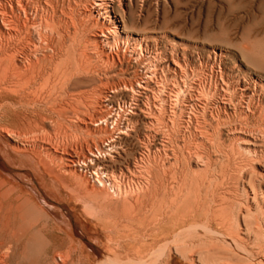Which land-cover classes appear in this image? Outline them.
Masks as SVG:
<instances>
[{"label":"rangeland","instance_id":"374dc122","mask_svg":"<svg viewBox=\"0 0 264 264\" xmlns=\"http://www.w3.org/2000/svg\"><path fill=\"white\" fill-rule=\"evenodd\" d=\"M86 1L88 3H91L92 5V3L96 0ZM87 2H85V0H80V2H78L79 7L77 6V11L80 12V20L77 26V30L74 31L70 27V31H67L62 36L64 38H61L58 43V45L60 44L59 46H61L60 49L53 51L52 59L56 62L54 63V61L52 60L53 63L51 62L49 65L52 69L55 66V68H57L56 70L58 71V74L62 71L64 72L66 80L63 84L62 91L53 87L51 89V93L45 98H42L41 101V98L39 99V102H37V100V103H34L35 105L30 104L28 106V103H26V101H20V104L18 105L19 109L17 113L14 114L15 116L7 115L4 117L3 121H1L4 129L6 127V129L13 132L11 138L13 140H16L15 142L18 143L20 148L23 149L21 150V152L26 155L19 156V154L12 149L11 145H8L4 139L0 138V156H2V151L4 152L5 150H8V152L10 153L9 159L14 162L9 166L11 169H13V172H2V174L6 177V179L10 181V184L20 187L28 194H30L32 200L35 203V207L38 210L44 211L50 220L48 229L45 234L46 241L43 245L45 246V248L42 247L40 249L37 264H54L53 260L51 259L54 258L55 261L54 256H59L63 253H67V264H87L88 259L91 260L93 264H100L102 260L104 261L107 257H109L117 264H192L193 261V264H204L205 262V264H213L214 261V264H218L219 262L221 264H225L226 260L227 264L229 262L231 264H250L251 260V264H264V220H261L264 218V211L262 210L264 208V200L262 201V199H264V196H262L264 195V72L255 68L256 66L253 67V65L248 61V59L250 58L264 64V0H116L115 14L117 15V19L120 20V27L124 28L126 33L136 35L137 39H133L132 37L127 39L125 37H120L117 34L108 35L110 37L107 40V42L109 41L107 43V46H105L106 44H104L103 41H100V39L102 40V38H99L101 30L100 28H102L104 25L107 26V23L99 17L95 18V16H89L87 11L90 9L91 5ZM105 26L103 29H105ZM96 32L97 34H99L97 35ZM91 34L92 37L90 36ZM93 35L96 37H94ZM90 38L92 39V41ZM121 38L122 40H120ZM95 40H98L99 42H95ZM64 41L66 42V44ZM93 41L97 44L90 43ZM135 41H137L138 44ZM102 43L106 48L103 47ZM110 43L111 45H109ZM126 44H128L129 46ZM92 45H98L99 47L94 46V48H92ZM82 48L83 51L87 48V52H84V55L83 52H81ZM90 49H92L95 54H93ZM79 50L81 51L79 52ZM131 50L133 53L131 52ZM58 51L60 53L62 52V54L58 55ZM42 53L49 55L50 53L52 54V51L48 49L43 52L41 50L38 51L39 56ZM87 54H92V60L90 59L91 56L88 58ZM223 54L225 55L223 56ZM56 55L57 58H59L58 60L57 58H55ZM102 55L104 57H102ZM107 57H109L108 59L110 60H108ZM99 58L101 61H103L104 59V61L99 62ZM114 61L115 63H113ZM79 62L83 64L85 63L84 65L81 64L83 67L78 64ZM109 62L110 64H108ZM101 63L103 64L101 65ZM95 65H97L98 67H96ZM106 66H109L110 68ZM93 69H95V71ZM103 71L105 74L103 73ZM72 72L74 74H72ZM95 74L97 77L95 76ZM259 77L262 79L261 81H259ZM238 80L239 82H237ZM68 82L71 83L68 84ZM164 82L166 85L164 84ZM235 82L237 83L235 84ZM162 84H164V86ZM183 84H185V87L190 86L191 84L192 86L189 87V90L188 88H183ZM247 84L250 88H248V93L250 92V97H252L253 95L252 98L241 96L245 92L243 89L248 87ZM160 85L163 86L161 87V90ZM175 85L176 88H174ZM194 85L199 87L200 89H198ZM164 87L167 90L164 89ZM177 87L179 88V95L177 94L176 97V91L178 90ZM181 87L182 90L185 89V91L181 90L180 92ZM195 88L197 89V92ZM192 89L195 90V95L193 92L194 90ZM205 89L206 92L208 91V93L205 92L206 94L203 92ZM95 90L98 91L95 92ZM259 90H261V92ZM65 91L70 92V94L66 93ZM190 91H192V94ZM221 92H224V95ZM100 93L102 95H100ZM184 93L187 94L185 95ZM199 93L201 96H199ZM201 93L204 94L205 97H209L205 99V97ZM164 94H166V96ZM63 98L67 99L68 101H63ZM179 98L180 100H178ZM236 98H239V100H237ZM46 99L49 101V103H47L48 101ZM163 99L164 101L162 102ZM220 99L221 101L227 100V105H225L224 109L217 110V105H219ZM160 100L162 103L160 102ZM195 101L197 102L195 103ZM64 102H67V104H63ZM185 102L188 105H185ZM61 103L64 105V107ZM173 103L175 105L177 104V107L174 106ZM203 103L206 104L203 106ZM22 104L24 106H22ZM195 104H197L196 107ZM60 106L62 107L61 109L58 108ZM210 106L211 108L214 106V108L211 109ZM228 106L232 107L230 108ZM144 107H146L147 109ZM246 107L250 109L248 110ZM210 109L212 111H210ZM57 110L59 111V113ZM150 110H152L151 113ZM176 110L178 111V113H175ZM192 110L197 113H192ZM165 112L168 114H166ZM169 112L171 114H175L176 116L171 115ZM213 112L216 114H214ZM226 112L228 116L226 115ZM25 114L28 116H26ZM116 114H118L119 116L121 115V119L117 117L121 122L116 119ZM224 114L228 118L224 117ZM20 115L21 118H19ZM41 117H46V120L42 119V121ZM176 117L178 118L176 119ZM193 117H196V119ZM208 117H213V120H209L210 118ZM218 117H220L221 119ZM100 118H106V120L102 122ZM111 118L114 121H112ZM123 118L124 120H122ZM156 118L158 121H156ZM167 118H170V120H168ZM187 118H189L191 122L188 121ZM197 119H200L201 121L199 120L198 122L196 121ZM206 119L209 121H207ZM227 119H229V121H227ZM39 120L40 122L45 121V123H39ZM116 120L117 124L115 125ZM177 121L182 123H178ZM106 122H108V124ZM118 122H120L119 125ZM170 122L172 125L169 124ZM202 122H206L205 125H203ZM192 123L194 124L191 125ZM199 123H202L201 127ZM182 124L185 125L183 126ZM186 125H191V128L189 127L188 130V127H186ZM197 125L198 127H195ZM205 127L209 131L206 130ZM228 128H230V130H228ZM163 129L165 131H162ZM179 129H181V132L179 131ZM198 129L201 130V132L196 131ZM233 130L234 132H232ZM211 131L215 136H212L213 133ZM227 131L232 133L230 134ZM175 132L177 135L174 134ZM202 132L203 134H200ZM237 132L239 135L237 134ZM195 134H197V136ZM227 134H229L230 136L228 135L227 137ZM255 134L257 137L255 136ZM192 135L196 136L197 139ZM204 135H206V139ZM201 136H203V138H201ZM234 136L237 138H235ZM251 136L254 138L251 139ZM164 137L166 138V141H163L165 140ZM246 137L248 138V140H251V144H242V147H239L238 144H240V139H242V143L243 139H247ZM11 138L10 142L13 143V140ZM176 138H179L177 139L178 141L175 140ZM208 138L210 141L208 140ZM238 139L239 142L237 141ZM255 139L257 142L254 141ZM196 140L199 141V144ZM108 142H114L112 144L113 148L111 150L109 146H106ZM163 142L170 143L167 144ZM190 142L193 144H191L192 147L189 146ZM195 142L196 145L194 144ZM207 142L208 144H206ZM200 143L202 145L204 143V148ZM197 145H201V148ZM160 146L162 148H160ZM195 146L198 148H196ZM234 146L236 147L234 148ZM244 146L248 147L249 150L251 149V153L254 152L252 150L256 148L257 150H255L254 153L258 151L256 153L258 155H256L255 157V154H251L249 150L246 155L247 151L243 149ZM190 148L192 149V151L190 150ZM193 148L198 152H196ZM205 148L207 149V152ZM96 149H99L100 151L98 150L97 152ZM162 149L165 150V152L162 151ZM201 149L204 151H201ZM259 149L261 152L259 151ZM103 150L106 151L104 152ZM169 151L171 152V154ZM186 151H188L189 153H185ZM230 151L232 152L230 153ZM91 152H93L95 156L91 155ZM175 152L177 153L175 155H178L177 157L174 155L175 159L177 158V162L174 161V158H172V153ZM197 153L199 156H206V158L205 156H201L202 159L200 157L199 163L202 162L204 158L206 160H204L202 163H211L209 167L210 169L208 168L207 172L202 175L203 179L201 177L199 180H197L193 173L199 170L197 168L201 167L200 169H203L204 167H198L197 165L196 168V159H199V157L196 158L198 156ZM96 154L99 157L97 156L96 158ZM189 154L192 156H189ZM207 154H209L210 156ZM248 154L249 156L251 154L252 157H249ZM168 156L171 157L169 158ZM88 157L93 158V161H89ZM164 157H167L166 159L169 161H166ZM86 158H88V160ZM188 159H191V161L189 162ZM96 160L98 163L96 162ZM212 161L214 163H212ZM85 162L87 164H85ZM163 162L165 165L163 164ZM167 164L171 166H168ZM102 166L104 168H102ZM100 167L102 168V171H105L108 174V176L110 174V178L112 176L111 179L115 180L122 186H128L129 188L131 187L130 189H137L139 185H147V188L145 187L140 192L135 191L136 193L134 192V196H141L143 193H146L154 178L156 179V181H158V184L156 182V187L159 189L157 190V188H155L154 191L150 193L152 194V196L148 193L144 197V199H140V202L136 204L137 206L134 205L133 202H131L132 204L130 205L127 204L126 208L128 207L127 209L129 211H127L129 213L125 212L126 210L123 211V207L121 205L123 203V201H121L123 200V198L112 197L108 193V190L105 189V187L101 188V186L96 185L97 174L95 173L97 168ZM168 168L172 171H168ZM193 169H195L194 172ZM161 171L162 173L165 172V174H161ZM28 173L32 175L33 180ZM249 174H253L251 175V178H249ZM167 177L171 178L170 181ZM245 178H248L249 181ZM253 178L256 179L254 180ZM257 179L262 180L263 182L260 181V183H257L259 182L257 181ZM147 180L151 181H148L147 183ZM229 180H231V182ZM160 181H163L162 183L166 185V188H164V190L163 188H160ZM173 182H175L176 184L178 183L177 186L174 185L175 183ZM170 183H173V185L171 186ZM202 183L203 185L205 184L204 186H202L203 189L201 188ZM246 183L249 185L246 186ZM243 184L245 186H243ZM168 185L170 188L169 191ZM97 186H99L100 191ZM253 187H255V191ZM233 189L237 191H234ZM238 190H240L241 192ZM259 191L261 192V195ZM218 192L220 193L218 194ZM153 194H155V196ZM133 195L132 197H134ZM148 195H150L153 199ZM181 195L182 199L180 197ZM146 197H149L148 200ZM116 200L118 201L116 202ZM152 200H154L153 203ZM176 200H178V202H176ZM215 200H217V203ZM160 201H162V204L165 203L166 205H169V207H173L172 209L175 208V203L176 205H179V209L177 211H174L175 209L171 211L172 213H168L167 211L169 215H165L169 217L165 216L166 221L161 225ZM240 201L242 203H240ZM198 202L199 206H201L200 208L198 205V207L196 206ZM144 204H146V206ZM139 205H141L143 208H140ZM215 205L219 208L222 206L221 208L223 209V211H221V213L218 214L215 219H212L210 211L216 208ZM156 206L157 208H159V211H157L158 209H156ZM254 206H256V209ZM137 207L140 209V211ZM246 208L248 210L251 209L250 211L252 213L250 214V212H248ZM238 209L240 210V212H238L237 214V211H239ZM254 211L256 213H254ZM232 216L236 218H233ZM245 217L247 218L245 219ZM255 219L257 220L255 221ZM182 220L184 221L182 222ZM236 221L238 224L235 223ZM225 222L226 224H224ZM239 222L241 224H239ZM151 224L153 226H149ZM155 225H158L159 228ZM194 225H196L195 228H192L194 227ZM197 225H205V227L199 228ZM223 225L224 228H226V231H223L225 230L222 228ZM59 226H61V228ZM149 227L151 229H149ZM154 228H157V230ZM227 228L230 232H227ZM38 229L39 226L36 228V230ZM202 229H206V231L208 230L211 235L213 234V236H211L208 231L206 232ZM230 229L233 230L231 231ZM179 231V236L173 238V234ZM214 232H218V234L216 235L214 234ZM39 233L44 234V231H39ZM235 234L237 240L236 238H232L235 237ZM46 235H48V237ZM104 236H106V238ZM113 236L115 237L113 238ZM217 236H219L220 238H218ZM148 237L150 238L148 239ZM187 239L190 240L188 241ZM197 240L199 241L198 243ZM209 240L211 243L209 242ZM166 241H170L169 243L167 242L168 245L164 243ZM217 241L220 242L216 243ZM200 242L204 244L203 246H205L203 250L201 248L202 244ZM227 242H229V245L227 244ZM89 244L94 245V248L96 250H91ZM181 244L184 246L183 249H185L187 254L192 253L190 257L191 261L193 260L192 262L189 263L190 259L188 261L187 258L190 254L186 255L182 247L179 248ZM212 244L214 245L212 246ZM236 244L237 246H235ZM159 246L161 247L160 253L156 251ZM176 246L179 249H176ZM188 246L191 249H188L187 251ZM210 246L214 248L215 252H213V249ZM226 246L228 247V250L226 249ZM117 248H119V251H121L120 253L118 252ZM218 250H221L222 252H218ZM203 251H206L209 256L206 252L203 253L201 258L203 260L202 262V260L198 259L197 256ZM4 252L6 255L4 254ZM7 252L9 255L7 254ZM11 252L12 251L10 250H0V254H4L2 256L0 255V261L1 263L3 262L2 264H25V262L19 259L17 255L13 257ZM245 252L247 254H245ZM129 254L131 257L129 256ZM182 254H184L185 257ZM212 255H214L215 257L217 256V258H213ZM224 255H226V257ZM231 255L233 257H231ZM5 256L9 257L5 258ZM149 256L153 259H151ZM200 257L201 255L199 256V258ZM122 258L125 260H123ZM142 258L144 259L142 260ZM209 258H211L212 260ZM199 260L202 263H200ZM216 261L219 262L216 263ZM247 261H249V263ZM55 263L59 264L60 261L56 259Z\"/></svg>","mask_w":264,"mask_h":264},{"label":"bare ground","instance_id":"6f19581e","mask_svg":"<svg viewBox=\"0 0 264 264\" xmlns=\"http://www.w3.org/2000/svg\"><path fill=\"white\" fill-rule=\"evenodd\" d=\"M84 1V0H83ZM94 1V0H93ZM78 2H80V0H0V138L1 139H4L6 142H7V144L8 145H11V147H12V149L16 152V153H18L19 154V156L21 155H24V156H26L25 154H23L22 152H21V150H23L22 148H20V146L18 145V143H16L15 141L16 140H13L12 138H11V135H12V133L13 132H11V130H8V129H6V127H5V129L3 128V126H2V122L1 121H3V119H4V117L5 116H7V115H12V116H15L14 114H16L17 113V111H18V105L20 104V101H26V103H28V106L30 105V104H33V105H35L34 103L37 101V102H39V99H40V101L42 100V98H45L46 96H48L50 93H51V89L53 88V87H55V88H57V89H59V90H61L62 91V89H63V84H64V82H65V80H66V77H65V74H64V72L62 71L61 73H59L58 74V71L56 70L57 68H55V66L53 67V69L49 66L50 65V63L52 62V58H53V51H56V50H59L60 49V47L61 46H59L58 45V43H59V40L61 39V38H64V37H62L67 31L69 32L70 30H69V28L71 27L74 31H76L77 30V26H78V24H79V15H80V12L79 11H77V6H78ZM85 2H87L86 0H85ZM91 2V1H90ZM115 2H116V0H96V1H94L93 3H92V5H91V3H88V4H90L91 5V7H90V9L87 11L88 12V14H89V16L90 15H92V16H95V18L96 17H99V18H101L104 22H106L107 23V26H105V29H103L104 28V26L102 27V28H100L101 30H100V34H99V38H102V40L100 39V41H103V43L104 44H106L105 46H107V43L109 42H107V40H108V38L110 37V36H108V35H113V34H117L118 36H120V37H125V38H130V37H132L133 39H137V37H136V35H133V34H130V33H126L125 32V29L124 28H122V27H120V20H118L117 19V15L115 14L116 12H115ZM86 4V3H85ZM79 7V6H78ZM81 7V6H80ZM83 7V6H82ZM79 9H81V8H79ZM78 9V10H79ZM88 9V8H87ZM83 10H84V8H83ZM85 12V11H84ZM84 12H82V13H84ZM86 14V13H85ZM88 16V15H87ZM120 16V15H119ZM81 17V16H80ZM89 19V18H88ZM82 20V19H81ZM92 20V19H91ZM94 20V19H93ZM90 22V21H89ZM96 22V21H95ZM94 23V22H93ZM82 24V23H81ZM90 24V23H89ZM96 24V23H95ZM94 25V24H93ZM123 25H125V24H123ZM91 26V25H90ZM95 26V25H94ZM88 28V27H87ZM86 28V29H87ZM93 30V29H92ZM96 31H97V29H96ZM80 32V31H79ZM73 33V32H72ZM70 34V33H69ZM96 34H97V32H96ZM95 34V35H96ZM97 34V35H98ZM91 37H92V34L90 35ZM94 36V35H93ZM133 36H135V37H133ZM142 36V35H141ZM94 37H96V36H94ZM117 37V36H116ZM143 37V36H142ZM112 38H113V36H112ZM148 38V37H147ZM78 39V38H77ZM91 39V38H90ZM144 39V38H143ZM65 40V39H64ZM69 40V39H68ZM86 40V39H85ZM120 40H122V38L120 39ZM72 41V40H71ZM88 41V40H87ZM90 41V40H89ZM91 41H92V39H91ZM98 40H95V42H97ZM143 41V40H142ZM147 41H149V40H147ZM63 42V41H62ZM65 42V41H64ZM94 41L93 42H90V43H95ZM99 42V41H98ZM130 42V41H129ZM135 42H137V41H135ZM134 42V43H135ZM141 42V41H140ZM84 43H85V41H84ZM87 43V42H86ZM102 43V44H103ZM112 43H113V39H112ZM127 43V42H126ZM133 43V42H132ZM63 44V43H62ZM65 44H66V42H65ZM89 44V43H88ZM95 44H97V43H95ZM104 44H103V47H105L104 46ZM124 44V43H123ZM129 44V43H128ZM128 44H126V45H128ZM136 44V43H135ZM137 44H138V42H137ZM141 44V43H140ZM76 45H77V42H76ZM99 45V44H98ZM97 45V46H98ZM109 45H111V43L109 44ZM113 45V44H112ZM121 45V44H120ZM143 45V44H142ZM91 46V45H90ZM93 46V45H92ZM95 46V45H94ZM94 46L92 47V48H94ZM97 46H95V47H97ZM122 46H124V45H122ZM129 46V45H128ZM137 46V45H136ZM84 47V46H83ZM88 47H89V45H88ZM99 47V46H98ZM112 47V46H111ZM117 47V46H116ZM125 47H127V46H125ZM135 47V46H134ZM106 48V47H105ZM120 48V47H119ZM129 48V47H128ZM136 48V47H135ZM135 48H131V49H135ZM140 48V47H139ZM142 48V47H141ZM46 49H48V50H51L52 51V54L50 55H47V54H44V53H42L40 56H39V54H38V51H45ZM87 49V48H86ZM85 49V50H86ZM97 49V48H96ZM99 49V48H98ZM110 49V48H109ZM113 49H114V47H113ZM121 49V48H120ZM126 49V48H125ZM83 51V48H82V51L81 50H79V52L81 51V52H83V55H84V52H87V50L86 51ZM91 51H92V49H90ZM89 50V51H90ZM103 50V49H102ZM124 50V49H123ZM127 50V49H126ZM90 51V52H91ZM96 51V50H95ZM98 51V50H97ZM129 51V50H128ZM93 52V54H95V52L94 51H92ZM91 52V53H92ZM111 52V51H110ZM131 52H132V50H131ZM47 53V52H46ZM64 53V52H63ZM96 53H98V52H96ZM108 53V52H107ZM115 53V52H114ZM133 53V52H132ZM215 53V52H214ZM54 54H56V53H54ZM60 54H62V52L60 53L59 51H58V55H60ZM109 54V53H108ZM118 54V53H117ZM216 54V53H215ZM218 54V53H217ZM92 55V54H91ZM91 55H88L87 54V56H88V58L91 56ZM104 55V54H103ZM102 55V57H104ZM107 55V54H106ZM110 55V54H109ZM225 54H223V56H224ZM63 56V55H62ZM96 56H97V54H96ZM60 57V56H59ZM76 57V56H75ZM100 57V56H99ZM139 57V56H138ZM137 57V58H138ZM55 58H57V55L55 56ZM63 58V57H62ZM98 58V57H97ZM109 57H107V59H108ZM59 58H57V60H58ZM85 59H86V57H85ZM91 60H92V56H91V58H90ZM246 59H247V57H246ZM88 60V59H87ZM98 60H100V58L98 59ZM108 60H110V59H108ZM54 61V60H53ZM103 61H104V59H103ZM103 61H99V62H103ZM248 61L250 62V64H252L253 65V67L254 66H256L255 68H257V69H259V70H261V71H263L264 72V64H262L261 62H257V61H255V60H253V59H248ZM56 61H54V63H55ZM78 62V61H77ZM85 62V61H84ZM53 63V62H52ZM58 63V62H57ZM96 63V62H95ZM94 63V64H95ZM106 63V62H105ZM113 63H115V61L113 62ZM169 63V62H168ZM214 63V62H213ZM80 66H82L81 64H83V63H78ZM85 64V63H84ZM83 64V65H84ZM103 63H101V65H102ZM108 64H110V62L108 63ZM53 65V64H52ZM51 65V66H52ZM78 65V66H79ZM106 65V64H105ZM114 65V64H113ZM112 65V66H113ZM169 65V64H168ZM215 65V64H214ZM220 65V64H219ZM218 65V66H219ZM96 67H98L97 65H95ZM181 66V65H180ZM69 67V66H68ZM83 67V66H82ZM82 67H81V71H82ZM100 67V66H99ZM105 67V66H104ZM106 67H109V66H106ZM110 67H111V65H110ZM109 67V68H110ZM172 67V66H171ZM214 67V66H213ZM93 68H94V66H93ZM68 69V68H67ZM101 69H102V67H101ZM104 69V68H103ZM179 69V68H178ZM186 69V68H185ZM213 69V68H212ZM216 69V68H215ZM94 71H95V69H93ZM106 70V69H105ZM182 70V69H181ZM219 70V69H218ZM65 71H67V70H65ZM78 71V70H77ZM84 71V70H83ZM98 71V70H97ZM177 71V70H176ZM212 71V70H211ZM260 71V72H261ZM60 72V71H59ZM180 72V71H179ZM222 72V71H221ZM81 73V72H80ZM85 73V72H84ZM92 73V72H91ZM103 73H104V71H103ZM183 73V72H182ZM212 73V72H211ZM72 74H74L73 72H72ZM82 74V73H81ZM97 74H98V72H97ZM102 74V73H101ZM105 74V73H104ZM87 76V75H86ZM95 76H96V74H95ZM106 76V75H105ZM221 76V75H220ZM78 77V76H77ZM81 77V76H80ZM97 77V76H96ZM252 77V76H251ZM79 78V77H78ZM165 78V77H164ZM72 79V78H71ZM98 79H99V77H98ZM245 79V78H244ZM256 79V78H255ZM237 80V79H236ZM249 80V79H248ZM262 79L259 77V81H261ZM180 81V80H179ZM182 81H184V80H182ZM193 81V80H192ZM237 82H239V80L237 81ZM237 82H235V84L237 83ZM69 83H71V82H68V84ZM72 83H73V81H72ZM175 83V82H174ZM178 83V82H177ZM176 83V84H177ZM181 83V82H180ZM193 83H195V82H193ZM244 83H245V81H244ZM250 83V82H249ZM258 83V82H257ZM260 83V82H259ZM262 83V82H261ZM164 84H165V82H164ZM164 84H162L163 86H164ZM179 84V83H178ZM76 85V84H75ZM166 85V84H165ZM180 85V84H179ZM244 85V84H243ZM246 85V84H245ZM252 85V84H251ZM261 85V84H260ZM125 86V85H124ZM163 86H161L160 85V90H161V87H163ZM183 86V88H188L189 89V87L190 86H192V84L190 85V86H187V87H185V84H183L182 85ZM195 86V85H194ZM247 86H248V84H247ZM259 86V85H258ZM69 87V86H68ZM167 87V86H166ZM179 87V86H178ZM177 87V88H178ZM195 87H197V86H195ZM216 87V86H215ZM214 87V88H215ZM264 87V86H263ZM126 88V87H125ZM144 88H145V86H144ZM173 88V87H172ZM171 88V89H172ZM174 88H176V85L174 86ZM180 88V87H179ZM179 88H178V90L176 91L177 93H176V97H177V94L179 93L178 91H179ZM198 89H200L199 87H197ZM217 88V87H216ZM249 88V86L248 87H246V88H244L243 90L245 91L244 93H243V95H241V96H245V97H250V92L248 93V90L250 89H248ZM97 89V88H96ZM147 89V88H146ZM164 89H166L165 87H164ZM196 89V88H195ZM209 89V88H208ZM240 89V88H239ZM94 90V89H93ZM167 90V89H166ZM176 90V89H175ZM181 90H182V87H181V89H180V92H181ZM184 91H185V89H183ZM182 90V91H183ZM190 90V89H189ZM192 90H194V89H192ZM228 90V89H227ZM227 90H226V92H227ZM229 90H230V88H229ZM253 90V89H252ZM251 90V91H252ZM57 91V90H56ZM68 91V90H67ZM96 91H98V90H95V92ZM101 91V90H100ZM117 91V90H116ZM116 91H114V92H116ZM163 91V90H162ZM186 91H188V90H186ZM214 91V90H213ZM223 91V90H222ZM260 92H261V90H259ZM258 91V92H259ZM66 92V91H65ZM74 92V91H73ZM92 92V91H91ZM108 92V91H107ZM140 92V91H139ZM144 92V91H143ZM175 92V91H174ZM191 92V94H192V91H190ZM194 92V95H195V93L197 92V89H196V92H195V90L193 91ZM204 93L206 92V89L203 91ZM202 92V93H203ZM209 92H211V91H209ZM229 92V91H228ZM231 92V91H230ZM253 92V91H252ZM66 93H69L70 94V92H66ZM93 93V92H92ZM104 93V92H103ZM135 93V92H134ZM162 93H164V92H162ZM201 93V94H202ZM206 93H208V91L206 92ZM205 93V94H206ZM214 93V92H213ZM216 93V92H215ZM217 93H218V91H217ZM221 93H223V95H224V92H221ZM256 93V92H255ZM71 94H73V93H71ZM98 94V93H97ZM107 94V93H106ZM168 94V93H167ZM183 94V93H182ZM185 94V93H184ZM187 94V93H186ZM185 94V95H186ZM188 94H189V92H188ZM225 94H227V93H225ZM65 95V94H64ZM76 95H78V94H76ZM100 95H102L101 93H100ZM111 95H112V93H111ZM165 96H166V94H164ZM163 95V96H164ZM173 95H175V94H173ZM179 95V94H178ZM193 95V96H194ZM204 97H205V95L204 94H202ZM222 95V94H221ZM221 95H219V96H221ZM222 95V96H223ZM255 95V94H254ZM259 95V94H258ZM74 96V95H73ZM110 96V95H109ZM160 96H162V95H160ZM199 96H201L200 95V93H199ZM198 96V97H199ZM211 96H213V95H211ZM226 96V95H225ZM72 97V96H71ZM96 97V96H95ZM174 97V96H173ZM207 97H209V96H207ZM207 97H205V99L207 98ZM237 97V96H236ZM252 97H253V95H252ZM252 97H250V98H252ZM102 98V97H101ZM161 98H163V97H161ZM167 98V97H166ZM180 98H181V95H180ZM180 98L178 99V100H180ZM182 98H183V96H182ZM186 98H188V97H186ZM212 98V97H211ZM227 98V97H226ZM64 99V98H63ZM62 99V100H63ZM109 99V98H108ZM147 99H148V96H147ZM176 99V98H175ZM199 99V98H198ZM204 99V100H205ZM222 99V98H221ZM221 99H220V103H219V105H217L218 106V108H217V110L218 109H224L225 108V105H227L226 103V101L227 100H225V101H221ZM225 99V98H224ZM228 99V98H227ZM237 99V98H236ZM243 99V98H242ZM47 100V99H46ZM49 100H50V98H49ZM67 99H64L63 101H66ZM70 100V99H69ZM110 100V99H109ZM108 100V101H109ZM168 100V99H167ZM173 100V99H172ZM171 100V101H172ZM200 100V99H199ZM229 100V99H228ZM237 100H239V98L237 99ZM250 100V99H249ZM48 101V100H47ZM68 101V100H67ZM105 101V100H104ZM164 101V99L162 100V102ZM175 101H177V100H175ZM174 101V102H175ZM190 101V100H189ZM231 101V100H230ZM236 101V100H235ZM234 101V102H235ZM36 102V103H37ZM154 102V101H153ZM160 102H161V100H160ZM161 102V103H162ZM197 101H195V103H196ZM229 102V101H228ZM232 102V101H231ZM237 102H239V101H237ZM23 103V102H22ZM41 103V102H40ZM47 103H49V101L47 102ZM138 103V102H137ZM151 103V102H150ZM161 103H159V104H161ZM172 103V102H171ZM181 103H182V100H181ZM184 103V102H183ZM189 103V102H188ZM206 103H209V102H206ZM205 103V104H206ZM216 103H217V100H216ZM62 104V103H61ZM63 104H67V102L65 103H63ZM62 104V105H63ZM131 104V103H130ZM133 104V103H132ZM174 104V103H173ZM204 103H203V106L205 105ZM247 104H249V103H247ZM38 105V104H37ZM50 105V104H49ZM58 105V104H57ZM134 105H137V104H134ZM146 105V104H145ZM156 105V104H155ZM161 105H163V104H161ZM177 105V104H176ZM175 104H174V106H176ZM185 105H188L186 102H185ZM196 105L197 104H195V107H196ZM230 105V104H229ZM22 106H24L23 104H22ZM27 106V105H26ZM171 106V105H170ZM173 106V105H172ZM216 106V107H217ZM236 106V105H235ZM234 106V107H235ZM41 107V106H40ZM63 107H64V105H63ZM69 107V106H68ZM147 107V106H146ZM146 107H144V108H146ZM157 107V106H156ZM166 107V106H165ZM177 107V106H176ZM191 107V106H190ZM228 107H232V106H228ZM233 107V108H234ZM248 107V106H247ZM246 107V108H247ZM30 108V107H29ZM43 108V107H42ZM45 108V107H44ZM49 108V107H48ZM59 109H61L62 107L60 106V107H58ZM135 108V107H134ZM148 108V107H147ZM146 108V109H147ZM170 108V107H169ZM185 108V107H184ZM210 108H211V106H210ZM212 108H214V106L212 107ZM211 108V109H212ZM143 109V108H142ZM187 109H190V108H187ZM186 109V110H187ZM193 109V108H192ZM210 109V111H212ZM248 110L250 109V108H247ZM54 110V109H53ZM115 110V109H114ZM144 110V109H143ZM175 110V109H174ZM215 110V109H214ZM217 110H216V112H217ZM247 110V111H248ZM45 111H46V109H45ZM48 111V110H47ZM58 111V110H57ZM193 111V112H192ZM191 112L192 113H197V112H194V110H192ZM207 111V110H206ZM209 111V112H210ZM20 112V111H19ZM56 112V111H55ZM119 112V111H118ZM148 112V111H147ZM152 112V110H150V113ZM172 112H174V111H172ZM178 113V111L176 110L175 111V113ZM190 112V113H191ZM208 112V113H209ZM229 112V111H228ZM37 113V112H36ZM57 113V112H56ZM58 113H59V111H58ZM141 113H143V112H141ZM149 113V114H150ZM160 113V112H159ZM166 113V112H165ZM170 113V112H169ZM179 113H181V112H179ZM183 113V112H182ZM214 113V112H213ZM225 113V112H224ZM19 114V113H18ZM17 114V115H18ZM22 114V113H21ZM32 114V113H31ZM61 114V113H60ZM110 114V113H109ZM108 114V115H109ZM113 114V113H112ZM156 114V113H155ZM166 114H168V113H166ZM171 114V113H170ZM184 114V113H183ZM214 114H216V113H214ZM222 114H223V112H222ZM26 115V114H25ZM35 115V114H34ZM57 115H59V114H57ZM147 115V114H146ZM171 115H175V114H171ZM226 115L228 116V114H227V112H226ZM26 116H28V115H26ZM38 116V115H37ZM43 116V115H42ZM104 116V115H103ZM102 116V117H103ZM113 116V115H112ZM114 116H115V114H114ZM121 116V115H120ZM120 116L118 115V114H116V119H118L117 117H119L120 118ZM123 116V115H122ZM166 116V115H165ZM170 116V115H169ZM176 116V115H175ZM185 116V115H184ZM183 116V117H184ZM212 116V115H211ZM210 116V117H211ZM217 116V115H216ZM230 116H232V115H230ZM236 116V115H235ZM9 117H11V116H9ZM24 117V116H23ZM101 117V118H102ZM111 117V116H110ZM124 117V116H123ZM155 117V116H154ZM186 117V116H185ZM188 117V116H187ZM210 117H208V118H210ZM220 117H221V115H220ZM220 117H218V118H220ZM224 117H226L225 116V114H224ZM224 117H223V119H224ZM19 118H21V115H20V117ZM40 118V117H39ZM38 118V119H39ZM46 118V117H45ZM44 117H41V120L42 119H45ZM100 118V119H101ZM107 118V117H106ZM106 118H103V119H101L102 120V122L103 121H105L106 120ZM113 118V117H112ZM111 118V120L112 121H114L113 119ZM122 118V117H121ZM120 118V119H121ZM127 118V117H126ZM125 118V119H126ZM146 118V117H145ZM158 118V117H157ZM157 118H156V121H158L157 120ZM178 117H176V119H177ZM193 118H195L196 119V117H193ZM207 118V119H208ZM213 118V117H212ZM212 118H210L209 120H213ZM226 118H228V117H226ZM264 118V117H263ZM17 119V118H16ZM150 119V118H149ZM166 119V118H165ZM168 119V118H167ZM180 119V118H179ZM182 119V118H181ZM184 119V118H183ZM188 119V121H190L189 120V118H187ZM206 119V120H207ZM221 119V118H220ZM46 120V119H45ZM122 120H124V118L122 119ZM163 120V119H162ZM168 120H170V118L168 119ZM193 120V119H192ZM200 120V119H199ZM199 120L197 119L196 121H198L199 122ZM209 120H207V121H209ZM218 120V119H217ZM12 121H14V120H12ZM19 121V120H18ZM33 121V120H32ZM43 121V120H42ZM41 121V122H42ZM57 121V120H56ZM118 121H120L119 119H118ZM131 121V120H130ZM195 121V120H194ZM201 121V120H200ZM227 121H229V119H227ZM22 122H24V121H22ZM40 122V120H39V123H41ZM121 122V121H120ZM120 122H118V125H119V123ZM125 122V121H124ZM178 122V121H177ZM177 122H175V123H177ZM183 122H184V120H183ZM191 122V121H190ZM220 122V121H219ZM218 122V123H219ZM232 122V121H231ZM5 123V122H4ZM8 123V122H7ZM16 123V122H15ZM20 123V122H19ZM33 123V122H32ZM43 124L45 123V121L44 122H42ZM107 124H108V122H106ZM111 123V122H110ZM129 123V122H128ZM132 123H133V121H132ZM155 123H157V122H155ZM172 123H173V121H172ZM174 123V124H175ZM178 123H182V122H178ZM186 123H189V122H186ZM203 123V122H202ZM201 123V124H202ZM206 123V122H205ZM205 123H203V125H205ZM221 123V122H220ZM223 123V122H222ZM225 123V122H224ZM14 124V123H13ZM27 124H29V123H27ZM87 124V123H86ZM117 124V120H116V122H115V125ZM131 124V123H130ZM169 124H171V122L169 123ZM194 123H192L191 125H193ZM196 124H198V123H196ZM195 124V125H196ZM201 124L199 123V125H200V127H201ZM208 124V123H207ZM206 124V125H207ZM210 124H213V123H210ZM18 125V124H17ZM88 125V124H87ZM113 125V124H112ZM114 125V126H115ZM121 125V124H120ZM172 125V124H171ZM176 125V124H175ZM180 125V124H179ZM178 125V126H179ZM183 126L185 125V124H182ZM188 125V124H187ZM186 125V127H188V130H189V127L191 128V125L190 126H187ZM203 125H202V127H203ZM226 125V124H225ZM229 125H231V124H229ZM16 126V125H15ZM122 126V125H121ZM123 126H124V124H123ZM163 126V125H162ZM161 126V127H162ZM208 126V125H207ZM117 127H119V126H117ZM129 127V126H128ZM161 127H160V129H161ZM182 127V126H181ZM180 127V128H181ZM185 127V128H186ZM195 127H198V125L197 126H195ZM194 127V128H195ZM219 127H221V126H219ZM218 127V128H219ZM226 127V126H225ZM241 127V126H240ZM9 128V127H8ZM30 128V127H29ZM114 128V127H113ZM112 128V129H113ZM119 128H121V127H119ZM119 128H116V129H119ZM164 128V127H163ZM172 128V127H171ZM174 128V127H173ZM184 128V127H183ZM206 128V127H205ZM204 128V129H205ZM209 128H210V126H209ZM217 128V129H218ZM236 128V127H235ZM11 129V128H10ZM88 129V128H87ZM128 129V128H127ZM175 129V128H174ZM178 129V128H177ZM187 129V128H186ZM214 129V128H213ZM220 129V128H219ZM232 129H233V125H232ZM231 129V130H232ZM237 129V128H236ZM236 129H234V130H236ZM242 129V128H241ZM246 129V128H245ZM130 130V129H129ZM132 130V129H131ZM181 129H179V131H180ZM191 130V129H190ZM203 130V129H202ZM206 130H208L207 128H206ZM216 130V129H215ZM221 130V129H220ZM227 130V129H226ZM228 130H230V128H228ZM234 130L232 131V132H234ZM240 130V129H239ZM243 130V129H242ZM13 131V130H12ZM125 131H127V130H125ZM162 131H165L164 129L162 130ZM178 131V130H177ZM196 131H200L201 132V130H196ZM209 131V130H208ZM219 131V130H218ZM225 131V130H224ZM241 131V130H240ZM118 132V131H117ZM127 132H129V131H127ZM171 132V131H170ZM181 132V131H180ZM195 132V131H194ZM193 132V133H194ZM204 132V131H203ZM203 132L202 133H200V134H203ZM212 132V131H211ZM228 132V131H227ZM231 132V133H232ZM236 132V131H235ZM245 132V131H244ZM249 132V131H248ZM251 132V131H250ZM122 133V132H121ZM163 133V132H162ZM167 133H168V131H167ZM166 133V134H167ZM191 133V132H190ZM213 133V132H212ZM228 133H230V132H228ZM230 133V134H231ZM241 133V132H240ZM262 133V132H261ZM126 134V133H125ZM175 135H177L176 134V132L174 133ZM174 134H172V135H174ZM199 134V135H200ZM208 134V133H207ZM216 134V133H215ZM237 134H238V132H237ZM244 134V133H243ZM251 134H254V133H251ZM162 135V134H161ZM196 136H197V134H195ZM214 135V133L212 134V136ZM221 135V134H220ZM219 135V136H220ZM228 135L229 134H227V137H228ZM239 135V134H238ZM245 135H247V134H245ZM249 135V134H248ZM15 136V135H14ZM164 136V135H163ZM168 136V135H167ZM178 136H179V134H178ZM182 136V135H181ZM188 136V135H187ZM192 136H194V135H192ZM196 136H194L195 138H196ZM205 136V139H206V135H204ZM211 136V137H212ZM215 136V135H214ZM230 136V135H229ZM231 136H233V135H231ZM235 136H237V135H235ZM234 136V137H235ZM240 136H241V134H240ZM254 136V135H253ZM255 136H256V134H255ZM166 137V136H165ZM164 137V139L165 140H163V141H166V138ZM171 137H173V136H171ZM176 137V136H175ZM193 137V138H194ZM210 137V136H209ZM242 137H244V136H242ZM250 137V136H249ZM252 137V136H251ZM257 137V136H256ZM263 137V136H262ZM10 138L13 140V143H11L10 142ZM16 138V137H15ZM121 138V137H120ZM190 138H192V137H190ZM201 138H203V136H201ZM218 138V137H217ZM231 138V137H230ZM229 138V139H230ZM235 138H237V137H235ZM239 138H241V137H239ZM247 138V137H246ZM254 137H252L251 139H253ZM177 139H179V138H176L175 140H177ZM186 139V138H185ZM188 139V138H187ZM197 139V138H196ZM114 140V139H113ZM116 140V139H115ZM195 140V139H194ZM208 140H209V138H208ZM231 140V139H230ZM241 140L242 139H240V142H239V139L237 140L240 144H241V146H240V144H238L239 145V147H242V144H244V145H249V144H251V140H248V138L247 139H243V141H242V143H241ZM112 141V140H111ZM178 141V140H177ZM183 141V140H182ZM196 141H198V140H196ZM207 141V140H206ZM205 141V142H206ZM210 141V140H209ZM237 141H236V144H237ZM254 141H256V139L254 140ZM115 142V141H114ZM114 142H108V144L106 145V146H109L110 147V150L113 148V143ZM171 142V141H170ZM169 142V143H170ZM184 142V141H183ZM194 142V141H193ZM202 142V141H201ZM204 142V141H203ZM257 142V141H256ZM11 143V144H10ZM161 143H162V141H161ZM163 143H167V142H163ZM169 143H167V144H169ZM229 143H230V141H229ZM103 144V143H102ZM177 144V143H176ZM175 144V145H176ZM180 144V143H179ZM191 142H190V147H192L191 146ZM195 145H196V142L194 143ZM198 144H199V141H198ZM201 144V143H200ZM206 144H208V142L206 143ZM211 144H212V142H211ZM235 144V143H234ZM233 144V145H234ZM253 144H255V143H253ZM49 145V144H48ZM173 145V144H172ZM188 145V144H187ZM193 145V144H192ZM202 145V144H201ZM201 145H197V146H200V148H201ZM203 145H204V143H203ZM202 145V146H203ZM217 145V144H216ZM255 145H257V144H255ZM182 146V145H181ZM186 146V145H185ZM205 146V145H204ZM204 146H203V148H204ZM214 146V145H213ZM229 146H230V144H229ZM237 146V145H236ZM236 146H234V148L236 147ZM254 146V145H253ZM22 147V146H21ZM108 147V148H109ZM171 147V146H170ZM175 147V146H174ZM196 147V146H195ZM194 147V148H195ZM215 147V146H214ZM245 147V146H244ZM243 147V149H245L246 151V155H247V153H248V147H245L244 148ZM252 147V146H251ZM260 147V146H259ZM96 148V147H95ZM160 148H162L161 146H160ZM165 148V147H164ZM183 148V147H182ZM193 148V149H194ZM196 148H198V147H196ZM195 148V149H196ZM199 148V149H200ZM202 148V149H203ZM207 148V147H206ZM205 148V150H206V152H207V149ZM233 148V149H234ZM107 149V148H106ZM167 149V148H166ZM194 149V150H195ZM201 149V151H204V150H202ZM209 149V148H208ZM236 149H238V148H236ZM235 149V150H236ZM97 150V152H98V150L99 149H96ZM185 150V149H184ZM190 150L192 151V149L190 148ZM198 150V149H197ZM255 150H257L256 148H254L252 151H254L255 152ZM25 151V150H24ZM91 151V150H90ZM100 151V150H99ZM104 151V150H103ZM106 151V150H105ZM104 151V152H105ZM162 151H164L165 152V150H163L162 149ZM172 151V150H171ZM196 151V150H195ZM200 151V150H199ZM209 151V150H208ZM220 151V150H219ZM240 151V150H239ZM244 151V150H243ZM250 151V153H251V149L249 150ZM259 151H260V149H259ZM264 151V150H263ZM26 152V151H25ZM39 152V151H38ZM42 152V151H41ZM170 152V151H169ZM188 151H186L185 153H187ZM194 152V151H193ZM196 152H198V151H196ZM232 151H230V153H231ZM235 152H237V151H235ZM254 152H252L253 154H255L254 156L256 157V155H258V154H256V153H254ZM261 152V151H260ZM4 153V154H3ZM90 153V152H89ZM118 153V152H117ZM185 153H184V155H185ZM189 153V152H188ZM205 153V152H204ZM203 153V154H204ZM209 153V152H208ZM212 153V152H211ZM233 153H234V151H233ZM244 153V152H243ZM251 153V154H252ZM103 154V153H102ZM107 154V153H106ZM165 154V153H164ZM167 154V153H166ZM170 154H171V152H170ZM175 154H177L176 152L175 153H172V155L174 156ZM200 154V153H199ZM206 154V153H205ZM251 154H250V156H251ZM91 155H93V156H95V154L93 153V152H91ZM105 155V154H104ZM109 155V154H108ZM161 155H162V153H161ZM168 155H169V153H168ZM181 155V154H180ZM197 155H198V153H197ZM197 155H194V156H197ZM207 155H209V154H207ZM97 154H96V158H97ZM107 156V155H106ZM155 156V155H154ZM167 156V155H166ZM172 156V158H174L175 159V156L177 157L178 155H175L174 157ZM186 156H188V155H186ZM189 156H192V155H190L189 154ZM201 156H205V155H198L196 158H198L199 157V159L197 160L196 159V161H197V163L196 162H194V163H196V168H197V165H198V167H200V166H202V168L203 169H200V168H197V169H199L198 171H196L195 173H193L194 174V176L197 178V180H199L201 177H202V175L204 174V173H206L207 172V170H208V168L210 167V164L209 163H202L204 160H206L205 158H206V156H205V158H204V160L202 161V162H200L199 163V161H200V157ZM210 156V155H209ZM248 156H249V154H248ZM249 156V157H250ZM39 157V156H38ZM99 157V156H98ZM169 157V156H168ZM171 157V156H170ZM169 157V158H170ZM252 157V156H251ZM10 158V153L8 152V150H5L4 152L2 151V156H0V250L2 251V249L5 251H12L11 252V254H12V256L14 257L15 255H17L18 256V258L19 259H21V260H23L24 262H25V264H37V260H38V254H40L39 253V251H40V249L42 248V247H44L45 248V246H43L44 245V242L46 241L45 240V234H46V231H47V229H48V226H49V217L47 216V214H45V212L44 211H42V210H38L36 207H35V203H34V201L32 200V198H31V196H30V194H28L25 190H23V189H21L20 187H17V186H14L13 184H10V181L8 180V179H6V177L2 174V172H13V169H11L9 166H10V164H13L14 162H12L11 161V159H9ZM42 158V157H41ZM77 158H79V157H77ZM89 158V161H93V158H90V157H88ZM88 158H86L87 160H88ZM147 158V157H146ZM161 158H162V156H161ZM165 158V157H164ZM167 158V157H166ZM165 158V159H166ZM190 158V157H189ZM192 158V157H191ZM208 158V157H207ZM21 159H23V158H21ZM39 159V158H38ZM99 159V158H98ZM177 159V158H176ZM176 159L174 160V161H176ZM201 159H202V157H201ZM239 159V158H238ZM70 160V159H69ZM72 160V159H71ZM75 160V159H74ZM101 160V159H100ZM157 160V159H156ZM209 160V159H208ZM210 160H211V157H210ZM68 161V160H67ZM85 161V160H84ZM160 161H161V159H160ZM162 161H165V160H162ZM166 161H169V160H167L166 159ZM173 161V160H172ZM173 161V162H174ZM188 161L190 162L191 161V159H188ZM194 161V160H193ZM192 161V162H193ZM83 162V161H82ZM88 162V161H87ZM96 162H97V160H96ZM100 162H102V161H100ZM150 162V161H149ZM177 162V161H176ZM180 162V161H179ZM178 162V163H179ZM209 162V161H208ZM80 163V162H79ZM89 163V162H88ZM94 163H95V161H94ZM98 163V162H97ZM168 163V162H167ZM170 163V162H169ZM175 163V162H174ZM187 163V162H186ZM212 163H214L213 161H212ZM83 164V163H82ZM81 164V165H82ZM85 164H87L86 162H85ZM100 164V163H99ZM146 164V163H145ZM150 164V163H149ZM162 164V163H161ZM163 164H164V162H163ZM173 164V163H172ZM181 164V163H180ZM188 164H190V163H188ZM72 165V164H71ZM165 165V164H164ZM168 165V164H167ZM187 165V164H186ZM195 165V164H194ZM216 165V164H215ZM261 165V164H260ZM68 166H69V164H68ZM74 166H75V164H74ZM79 166V165H78ZM143 166V165H142ZM157 166V165H156ZM161 166V165H160ZM168 166H171V165H168ZM173 166V165H172ZM180 166V165H179ZM86 167V166H85ZM84 167V168H85ZM96 167H97V164H96ZM151 167V166H150ZM163 167V166H162ZM165 167V166H164ZM177 167V166H176ZM189 167V166H188ZM195 167V166H194ZM67 168V167H66ZM87 168H88V165H87ZM102 168H104L103 166H102ZM102 168L100 167V168H97V170H96V173L95 174H97L96 175V185H99V186H101V188L102 187H105V189H107L108 190V193L112 196V197H119V198H123V200H121V201H123V203L121 204L122 205V207H123V211H125V212H128L129 210L126 208V205L128 204V205H130V204H132L131 202H133V204L134 205H136V204H138L139 202H140V199H144V197L149 193H151L152 191H154V189L155 188H157L156 187V185L158 184V181H156V179L154 178V180L152 181V183H151V185H150V187H149V189L146 191V193H143L141 196L139 195H137V196H134L133 194H134V192L135 191H141V190H143L145 187L147 188V185H145V184H143V185H139L138 186V188L137 189H135V188H132V189H130L128 186H122V185H120L118 182H116L115 180H113V179H111L112 178V176H111V178H110V174H109V176H108V174L105 172V171H102ZM187 168V167H186ZM234 168V167H233ZM65 169V168H64ZM79 169V168H78ZM91 169V168H90ZM96 169V168H95ZM164 169V168H163ZM167 169V168H166ZM169 169V168H168ZM191 169H192V166H191ZM190 169V170H191ZM196 169V170H197ZM210 169V168H209ZM68 170V169H67ZM69 170H70V168H69ZM161 170V169H160ZM179 170V169H178ZM178 170H177V172H178ZM194 170L195 169H193V172H194ZM75 171V170H74ZM73 171V172H74ZM81 171H83V170H81ZM168 171H172V170H168ZM184 171H185V169H184ZM183 171V172H184ZM243 171V170H242ZM73 172H72V174H73ZM77 172V171H76ZM87 172V171H86ZM176 172V171H175ZM210 172V171H209ZM214 172V171H213ZM75 173V172H74ZM93 173V172H92ZM109 173V172H108ZM181 173V172H180ZM251 173V172H250ZM29 174V176H31V179H32V175L30 174V173H28ZM79 174V173H78ZM94 174V173H93ZM161 174H165V172H163L162 173V171H161ZM211 174V173H210ZM216 174V173H215ZM264 174V173H263ZM76 175V174H75ZM80 175V174H79ZM144 175V174H143ZM163 175H161V176H163ZM168 175V174H167ZM178 175V174H177ZM185 175V174H184ZM219 175V174H218ZM232 175V174H231ZM230 175V176H231ZM250 175V177L249 178H251L252 176L251 175H253V174H249ZM248 175V176H249ZM14 176V175H13ZM73 176V175H72ZM108 176V177H107ZM205 176H206V174H205ZM214 176V175H213ZM222 176V175H221ZM220 176V177H221ZM228 176V175H227ZM264 176V175H263ZM75 177H77V176H75ZM79 177V176H78ZM149 177V176H148ZM155 177V176H154ZM165 177V176H164ZM164 177H163V179H164ZM169 177V176H168ZM167 177V178H168ZM182 177V176H181ZM208 177H210V176H208ZM207 177V178H208ZM215 177V176H214ZM219 177V178H220ZM235 177V176H234ZM150 178V177H149ZM177 178H178V176H177ZM263 178V177H262ZM261 178V179H262ZM161 179V178H160ZM169 179V181H170V179L171 178H168ZM202 179H203V177H202ZM221 179V178H220ZM233 179V178H232ZM235 179V178H234ZM245 179H248V178H245ZM254 180L256 179V178H253ZM33 180V179H32ZM166 180V179H165ZM211 180V179H210ZM236 180V179H235ZM235 180H234V182H235ZM253 180V181H254ZM62 181V180H61ZM148 181H151V180H147V183H148ZM174 181V180H173ZM180 181V180H179ZM230 182H231V180H229ZM248 181H249V179H248ZM251 181V180H250ZM257 181H259V182H257V183H260V181H262V180H259V179H257ZM264 181V180H263ZM262 181V182H263ZM86 182V181H85ZM156 182H157V184H156ZM163 182V181H162ZM161 181H160V188H163V190H164V188H166V185H164L163 183H162ZM165 182V181H164ZM209 182V181H208ZM216 182V181H215ZM227 182V181H226ZM173 183H175V182H173ZM173 183L171 184V186L173 185ZM212 183V182H211ZM210 183V184H211ZM248 183V182H247ZM246 183V186L247 185H249V184H247ZM252 183V182H251ZM166 184V183H165ZM178 184V183H177ZM177 184L175 183L174 185H176L177 186ZM209 184V183H208ZM237 184V183H236ZM241 184V183H240ZM253 184V183H252ZM94 185V184H93ZM187 185V184H186ZM201 185V184H200ZM205 185V184H204ZM203 185V183H202V185H201V188L203 189V187L202 186H204ZM228 185V184H227ZM239 185V184H238ZM254 185V184H253ZM95 186V185H94ZM93 186V187H94ZM99 186H97L98 188H99ZM159 186V185H158ZM175 186V187H176ZM206 186H207V184H206ZM220 186V185H219ZM218 186V187H219ZM243 186H245L244 184H243ZM264 186V185H263ZM97 187H96V189H97ZM217 187V188H218ZM231 187V186H230ZM249 187V186H248ZM256 187H258V186H256ZM259 187H261V186H259ZM232 188V187H231ZM254 188V191H255V187H253ZM91 189V188H90ZM95 189V188H94ZM159 188H157V190H158ZM169 185H168V191H169ZM210 189V188H209ZM208 189V190H209ZM213 189V188H212ZM215 189V188H214ZM225 189V188H224ZM238 189V188H237ZM250 189H252V188H250ZM256 189H258V188H256ZM221 190V189H220ZM226 190V189H225ZM234 190V189H233ZM99 191H100V188H99ZM179 191V190H178ZM231 191V190H230ZM234 191H237V190H234ZM238 191H240V190H238ZM257 191V190H256ZM163 192V191H162ZM165 192V191H164ZM173 192V191H172ZM176 192V191H175ZM180 192H182V191H180ZM195 192H197V191H195ZM241 192V191H240ZM249 192V191H248ZM260 192V191H259ZM258 192V193H259ZM136 193V192H135ZM154 193V192H153ZM161 193V192H160ZM169 193V192H168ZM212 193V192H211ZM217 193V192H216ZM215 193V194H216ZM220 192H218V194H219ZM246 193V192H245ZM252 193H255V192H252ZM257 193V192H256ZM139 194V193H138ZM201 194V193H200ZM132 195L134 196V197H132ZM151 196H152V194H150ZM150 195H148V196H150ZM154 196H155V194H153ZM161 195V194H160ZM168 195V194H167ZM175 195V194H174ZM179 195V194H178ZM187 195V194H186ZM202 195V194H201ZM222 195H224V194H222ZM229 195V194H228ZM253 195H255V194H253ZM260 195H261V192H260ZM150 196V197H151ZM190 196V195H189ZM204 196V195H203ZM256 196H257V194H256ZM262 196H264V195H262ZM174 197V196H173ZM181 197V199H182V195L180 196ZM186 197V196H185ZM188 197V196H187ZM200 197H202V196H200ZM208 197H210V196H208ZM224 197V196H223ZM247 197H248V195H247ZM246 197V198H247ZM255 197V196H254ZM259 197H261V196H259ZM147 198V197H146ZM145 198V199H146ZM149 198V197H148ZM148 198H147V200H148ZM152 198V197H151ZM155 198V197H154ZM159 198V197H158ZM165 198V197H164ZM172 198V197H171ZM215 198V197H214ZM220 198V197H219ZM245 198V197H244ZM252 198H253V196H252ZM263 198V197H262ZM153 199V198H152ZM160 199V198H159ZM162 199V198H161ZM114 200V199H113ZM196 200V199H195ZM214 200V199H213ZM223 200V199H222ZM264 199H262V201H263ZM118 200H116V202H117ZM153 201L154 200H152V203H153ZM156 201V200H155ZM199 201V200H198ZM201 201H203V200H201ZM209 201V200H208ZM216 201V203H217V200H215ZM227 201V200H226ZM246 201V200H245ZM250 201V200H249ZM252 201V200H251ZM256 201V200H255ZM141 202H142V200H141ZM176 202H178V200H176ZM180 202V201H179ZM239 202V201H238ZM244 202V201H243ZM259 202V201H258ZM151 203V204H152ZM240 203H242L241 201H240ZM257 203V202H256ZM37 204V203H36ZM44 204V203H43ZM141 204V203H140ZM146 204H147V202H146ZM146 204H144L145 206H146ZM149 204V203H148ZM155 204V203H154ZM153 204V205H154ZM165 204V203H164ZM164 204H162V201H160V225L161 224H163V223H165V221H166V217H169V216H167V215H165V214H168L169 212H171L172 210H174V211H177L178 209H179V205H176V203H175V206H174V204H173V206L175 207L174 209H172L173 207H169V205H166L165 204V206H164ZM169 204V203H168ZM178 204V203H177ZM203 204V203H202ZM220 204H221V202H220ZM254 204V203H253ZM258 204V203H257ZM38 205V204H37ZM40 205V204H39ZM171 205V204H170ZM189 205V204H188ZM192 205V204H191ZM191 205H190V208H191ZM199 206V202H198V204H196V206ZM201 205V204H200ZM214 205V204H213ZM137 206V205H136ZM140 206V208L143 206V204H142V206L141 205H139ZM138 206V207H139ZM144 206V207H145ZM149 206V205H148ZM172 206V205H171ZM184 206V205H183ZM195 206V207H196ZM197 206V207H198ZM212 206V205H211ZM216 206V205H215ZM224 206V205H223ZM259 206V205H258ZM40 207V206H39ZM116 207V206H115ZM135 207V206H134ZM137 207V208H138ZM182 207V206H181ZM194 207V206H193ZM201 206H199V208H200ZM222 207V206H221ZM219 208V207H217L216 206V208L215 209H213V210H211L210 212H211V217H212V219H215L216 218V216L218 215V214H220L221 213V211H223V209L222 208ZM236 207V206H235ZM251 207V206H250ZM255 207V209H256V206H254ZM261 207V206H260ZM125 208V209H124ZM143 208V207H142ZM146 208V207H145ZM149 208V207H148ZM147 208V209H148ZM252 208V207H251ZM139 209V208H138ZM153 209H155V208H153ZM156 209H158L157 211H159V208H157V206H156ZM182 209H184V208H182ZM198 209V208H197ZM208 209H209V207H208ZM233 209V208H232ZM244 209H245V207H244ZM119 210V209H118ZM128 210V211H127ZM132 210H133V208H132ZM135 210V209H134ZM143 210V209H142ZM239 210V209H238ZM246 210H248L247 208H246ZM251 210V209H250ZM250 210H248V212H250V214L252 213ZM257 210H258V207H257ZM257 210H255V211H257ZM263 211H264V208L262 209ZM115 211V210H114ZM139 211H140V209H139ZM147 211V210H146ZM167 211H168V213H167ZM254 211V213H256ZM122 212V211H121ZM138 212V211H137ZM155 212V211H154ZM153 212V213H154ZM196 212H197V210H196ZM232 212V211H231ZM238 212H240V210L239 211H237V214H238ZM129 213V212H128ZM127 213V214H128ZM146 213V212H145ZM172 213V212H171ZM234 213V212H233ZM242 213V212H241ZM245 213H247V212H245ZM254 213H253V215H254ZM134 214V213H133ZM137 214V213H136ZM157 214V213H156ZM195 214V213H194ZM232 214V213H231ZM262 214H263V212H262ZM50 215V214H49ZM138 215V214H137ZM169 215V214H168ZM174 215V214H173ZM209 215V214H208ZM243 215V214H242ZM261 215V214H260ZM129 216V215H128ZM133 216V215H132ZM166 216V217H165ZM187 216H189V215H187ZM202 216V215H201ZM245 216V215H244ZM251 216V215H250ZM70 217V216H69ZM150 217V216H149ZM155 217V216H154ZM220 217V216H219ZM233 218H236V217H234V216H232ZM240 217V216H239ZM137 218V217H136ZM179 218V217H178ZM191 218V217H190ZM194 218V217H193ZM192 218V219H193ZM232 218V219H233ZM247 217H245V219H246ZM261 218V217H260ZM260 218H259V220H260ZM263 218V217H262ZM142 219V218H141ZM205 219V218H204ZM258 219V218H257ZM257 219H255V221L257 220ZM54 220V219H53ZM127 220V219H126ZM132 220H134V219H132ZM131 220V221H132ZM143 220V219H142ZM173 220V219H172ZM217 220V219H216ZM225 220H227V219H225ZM261 220H264V218L263 219H261ZM139 221V220H138ZM150 221V220H149ZM156 221V220H155ZM184 220H182V222H183ZM192 221V220H191ZM203 221V220H202ZM215 221V220H214ZM218 221V220H217ZM238 221V220H237ZM237 221L235 222V223H237ZM146 222V221H145ZM158 222V221H157ZM156 222V223H157ZM187 222V221H186ZM230 222H232V221H230ZM241 222V221H240ZM239 222V224H241ZM264 222V221H263ZM155 223V224H156ZM57 224V223H56ZM145 224V223H144ZM192 224V223H191ZM198 224V223H197ZM202 224V223H201ZM213 224V223H212ZM211 224V225H212ZM224 224H226V222L224 223ZM238 224V223H237ZM243 224H244V221H243ZM59 225V224H58ZM124 225V224H123ZM146 225V224H145ZM144 225V226H145ZM181 225V224H180ZM228 225H230V224H228ZM39 226V229L38 230H36V228ZM135 226V225H134ZM149 226H153L152 224L151 225H149ZM156 226V225H155ZM158 226V225H157ZM156 226V227H157ZM164 226H166V225H164ZM177 226V225H176ZM175 226V227H176ZM192 226V225H191ZM190 226V227H191ZM195 226L196 225H194V227H192V228H195ZM199 228L201 227H205V225H197ZM220 226V225H219ZM227 226V225H226ZM237 226V225H236ZM235 226V227H236ZM254 226V225H253ZM60 228H61V226H59ZM116 227V226H115ZM148 227V226H147ZM207 227H209V226H207ZM212 227V226H211ZM158 228H159V226H158ZM181 228V227H180ZM213 228V227H212ZM223 229H225V230H223V231H226V228H224V225H223V227H222ZM230 228V227H229ZM232 228V227H231ZM249 228V227H248ZM115 229V228H114ZM114 229H112V230H114ZM149 229H151L150 227H149ZM154 229H156L157 230V228H154ZM198 229V228H197ZM233 229H235V228H233ZM233 229H230L231 231L233 230ZM238 229V228H237ZM118 230V229H117ZM133 230H135V229H133ZM148 230V229H147ZM184 230V229H183ZM190 230V229H189ZM193 230V229H192ZM195 230V229H194ZM199 230V229H198ZM203 230V229H202ZM215 230V229H214ZM39 231H44V234L43 233H39ZM153 231V230H152ZM188 231V230H187ZM203 231H206V229L205 230H203ZM208 231V230H207ZM206 231V232H207ZM247 231V230H246ZM117 232V231H116ZM131 232H133V231H131ZM148 232V231H147ZM160 232V231H159ZM209 232V231H208ZM213 232V231H212ZM227 232H230L229 231V229L227 228ZM227 232H225V233H227ZM237 232H239V231H237ZM109 233V232H108ZM179 233H180V231L179 232H176V233H174L173 234V238H176L177 236H179ZM204 233V232H203ZM210 233V232H209ZM223 233V232H222ZM221 233V234H222ZM105 234V233H104ZM125 234V233H124ZM128 234V233H127ZM135 234V233H134ZM140 234V233H139ZM148 234V233H147ZM160 234V233H159ZM214 234H218V232L216 233V232H214ZM227 234H229V233H227ZM49 235V234H48ZM48 235H46L47 237H48ZM106 235V234H105ZM112 235V234H111ZM130 235V234H129ZM193 235V234H192ZM206 235V234H205ZM210 235H211V233H210ZM223 235V234H222ZM226 235V234H225ZM225 235H224V237H225ZM55 236V235H54ZM110 236V235H109ZM108 236V237H109ZM132 236V235H131ZM187 236V235H186ZM204 236V235H203ZM211 236H213V234L211 235ZM233 236V235H232ZM235 237H232V238H236V234L234 235ZM239 236V235H238ZM241 236V235H240ZM56 237V236H55ZM105 238H106V236H104ZM115 236H113V238H114ZM123 237V236H122ZM154 237V236H153ZM161 237V236H160ZM200 237H202V236H200ZM218 238H220L219 236H217ZM223 237V238H224ZM244 237V236H243ZM112 238V237H111ZM134 238V237H133ZM150 237H148V239H149ZM166 238V237H165ZM241 238V237H240ZM122 239V238H121ZM125 239V238H124ZM123 239V240H124ZM147 239V238H146ZM171 239V238H170ZM191 239V238H190ZM190 239H187L188 241L190 240ZM227 239V238H226ZM231 239V238H230ZM49 240V239H48ZM111 240V239H110ZM126 240V239H125ZM168 240V239H167ZM173 240V239H172ZM196 240V239H195ZM220 240V239H219ZM236 240H237V238H236ZM239 240V239H238ZM127 241V240H126ZM164 241V240H163ZM186 241V240H185ZM212 241V240H211ZM221 241V240H220ZM220 241H217L216 243H218V242H220ZM113 242V241H112ZM170 242V241H166V242H164V243H166V245H168V243ZM199 241L197 240V243H198ZM209 242H210V240H209ZM238 242V241H237ZM114 243H117V242H114ZM150 243V242H149ZM161 243V242H160ZM163 243V244H164ZM201 243V242H200ZM208 243V242H207ZM211 243V242H210ZM231 243V242H230ZM47 244V243H46ZM124 244V243H123ZM139 244V243H138ZM145 244V243H144ZM148 244V243H147ZM202 244V246L204 245L203 243H201ZM201 244H199V245H201ZM227 244L229 245V242H227ZM234 244V243H233ZM48 245V244H47ZM46 245V246H47ZM90 245V248H91V250H93V251H95L96 249L94 248V245H92V244H89ZM198 245V244H197ZM211 245V244H210ZM214 244H212V246H213ZM226 245V244H225ZM112 246V245H111ZM120 246H121V244H120ZM134 246V245H133ZM138 246V245H137ZM147 246V245H146ZM169 246H170V244H169ZM201 246V248H202V250H203V248L205 247V246H203L202 247ZM212 246H210L211 248H212ZM221 246V245H220ZM235 246H237V244L235 245ZM116 247V246H115ZM131 247V246H130ZM182 247V249H183V245L181 244V246L179 247V248H181ZM209 247V246H208ZM230 247V246H229ZM113 248V247H112ZM122 248V247H121ZM129 248V247H128ZM135 248V247H134ZM153 248V247H152ZM160 246L157 248V252L158 253H160ZM168 248V247H167ZM179 248H177V246H176V249H179ZM187 248V247H186ZM219 248V247H218ZM225 248V247H224ZM228 247L226 246V249H227ZM240 248V247H239ZM118 249V252L120 253L121 251H119V248H117ZM140 249V248H139ZM169 249V248H168ZM175 249V250H176ZM188 249H191L189 246H188V248H187V251H188ZM213 249V252H215V250H214V248H212ZM121 250V249H120ZM122 250H123V248H122ZM129 250V249H128ZM127 250V251H128ZM184 250V252L186 253V251H185V249H183ZM228 250V249H227ZM242 250V249H241ZM47 251V250H46ZM124 251V250H123ZM134 251H136V250H134ZM167 251V250H166ZM196 251V250H195ZM194 251V252H195ZM222 252L221 250H218V252ZM230 251H232V250H230ZM48 252V251H47ZM53 252H54V250H53ZM56 252H58V251H56ZM109 252V251H108ZM117 252V253H118ZM176 252V251H175ZM180 252V251H179ZM178 252V253H179ZM189 252H191V251H189ZM206 251H203L201 254H198V259H201L202 258V254L203 253H205ZM244 252V251H243ZM63 253V252H62ZM87 253V252H86ZM178 253H176V254H178ZM181 253V252H180ZM184 253V254H185ZM198 253V252H197ZM196 253V254H197ZM207 253V252H206ZM210 253H212V252H210ZM228 253V252H227ZM232 253V252H231ZM4 254H5V252H4ZM4 254H0L1 256L2 255H4ZM7 254H8V252H7ZM50 254V253H49ZM89 254V253H88ZM125 254H126V252H125ZM144 254V253H143ZM184 254H182V255H184ZM190 254V253H189ZM189 254H187L186 253V255H189ZM192 254V253H191ZM191 254L189 255V257H187L188 258V261H189V259H190V257H191ZM208 254V253H207ZM215 254V253H214ZM245 254H247L246 252H245ZM6 255V254H5ZM9 255V254H8ZM48 255V254H47ZM141 255V254H140ZM156 255V254H155ZM201 255V257L199 258V256ZM221 255V254H220ZM223 255V254H222ZM0 256V257H1ZM51 256V255H50ZM84 256V255H83ZM93 256V255H92ZM125 256V255H124ZM129 256H130V254H129ZM195 256V255H194ZM204 256V255H203ZM208 256H209V254H208ZM225 257H226V255H224ZM9 257V256H8ZM7 256H5V258H8ZM55 257V261H56V259L57 260H59L60 261V263L59 264H67L68 263V261L66 262V260H68V258H67V253H63V254H60L59 256H54ZM104 257V256H103ZM117 257H120V256H117ZM117 257H116V259H117ZM126 257V256H125ZM131 257V256H130ZM142 257V256H141ZM145 257V256H144ZM150 257V256H149ZM183 257V256H182ZM184 257H185V255H184ZM212 257L214 258L215 256L214 255H212ZM219 257V256H218ZM221 257V256H220ZM231 257H233L232 255H231ZM243 257V256H242ZM15 258H17V257H15ZM67 258V259H66ZM88 258V257H87ZM86 258V259H87ZM124 258V257H123ZM122 258V259H123ZM139 258V257H138ZM151 259H153L152 257H150ZM206 258H207V256H206ZM215 258H217V256L215 257ZM240 258V257H239ZM247 258V257H246ZM251 258V257H250ZM101 259H103V258H101ZM144 258H142V260H143ZM184 259V258H183ZM194 259H195V257H194ZM209 259H211V258H209ZM244 259H245V257H244ZM249 259V258H248ZM247 259V260H248ZM252 259V258H251ZM2 260H3V258H2ZM51 260H53V262H54V264H56L55 263V261H54V258H52ZM115 260V259H114ZM123 260H125V259H123ZM122 260V261H123ZM148 260H150V259H148ZM202 260V259H201ZM207 260V259H206ZM212 260V259H211ZM216 260V259H215ZM7 261V260H6ZM42 261V260H41ZM46 261H48V260H46ZM101 261V260H100ZM117 261V260H116ZM121 261V262H122ZM193 261V260H192ZM191 261V259H190V261H189V263L190 262H192ZM200 261V260H199ZM204 261H205V259H204ZM213 261H214V259H213ZM220 261V260H219ZM219 261H216V263L217 262H219ZM254 261V260H253ZM12 262V261H11ZM15 262V261H14ZM40 262V261H39ZM202 262H203V260H202ZM201 261H200V263H202ZM215 262V261H214ZM214 262H213V264H214ZM222 262V261H221ZM248 263H249V261H247ZM251 262H252V260L250 261V264H251ZM3 263V262H2ZM1 263V261H0V264H2ZM43 263H45V262H43ZM150 263V262H149ZM194 263V261L192 262V264ZM206 263V262H205ZM204 263V264H205ZM225 263V262H224ZM7 264V263H6ZM10 264V263H9ZM12 264V263H11ZM18 264V263H17ZM21 264V263H20ZM39 264V263H38ZM40 264H42V263H40ZM73 264V263H72ZM87 264H93V262L91 261V260H89L88 259V262H87ZM100 264H117L116 262H114L113 260H111L109 257H107L104 261L102 260V262L100 263ZM119 264V263H118ZM210 264V263H209ZM218 264H221L220 262L218 263ZM225 264H227V260H226V263ZM228 264H231L230 262L228 263ZM233 264V263H232ZM238 264V263H237Z\"/></svg>","mask_w":264,"mask_h":264}]
</instances>
